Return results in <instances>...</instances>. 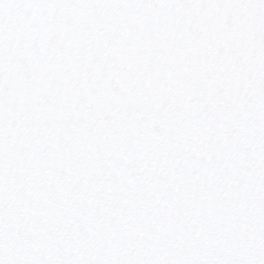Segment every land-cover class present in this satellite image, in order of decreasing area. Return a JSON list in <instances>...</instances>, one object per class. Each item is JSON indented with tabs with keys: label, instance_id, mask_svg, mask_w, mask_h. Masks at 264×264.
Wrapping results in <instances>:
<instances>
[{
	"label": "snow or ice",
	"instance_id": "1",
	"mask_svg": "<svg viewBox=\"0 0 264 264\" xmlns=\"http://www.w3.org/2000/svg\"><path fill=\"white\" fill-rule=\"evenodd\" d=\"M0 264H264V0H0Z\"/></svg>",
	"mask_w": 264,
	"mask_h": 264
}]
</instances>
